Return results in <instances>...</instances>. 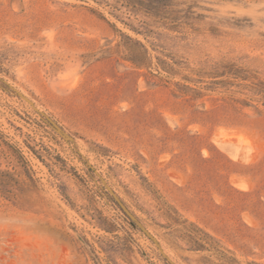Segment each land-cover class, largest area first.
<instances>
[{
	"label": "rangeland",
	"instance_id": "1",
	"mask_svg": "<svg viewBox=\"0 0 264 264\" xmlns=\"http://www.w3.org/2000/svg\"><path fill=\"white\" fill-rule=\"evenodd\" d=\"M0 0V264H264V0Z\"/></svg>",
	"mask_w": 264,
	"mask_h": 264
},
{
	"label": "trees",
	"instance_id": "2",
	"mask_svg": "<svg viewBox=\"0 0 264 264\" xmlns=\"http://www.w3.org/2000/svg\"><path fill=\"white\" fill-rule=\"evenodd\" d=\"M148 1V5H154V4H152L153 2H155V0H147Z\"/></svg>",
	"mask_w": 264,
	"mask_h": 264
}]
</instances>
